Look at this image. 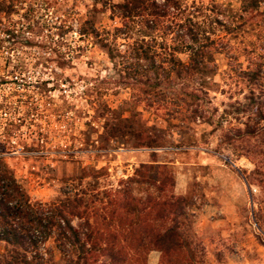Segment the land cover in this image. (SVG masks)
<instances>
[{
	"label": "rangeland",
	"instance_id": "1",
	"mask_svg": "<svg viewBox=\"0 0 264 264\" xmlns=\"http://www.w3.org/2000/svg\"><path fill=\"white\" fill-rule=\"evenodd\" d=\"M121 1L0 0V162L40 203L94 195L98 205L125 185L141 201L172 191L184 199L178 218L189 246L174 264H264V136L253 116L264 108V28L247 22L214 35L231 45L214 53L217 69L206 77L211 119L189 120L132 101L121 84L102 46L121 25L112 13ZM186 1L235 19L241 5ZM116 44L123 49L124 39ZM237 129L242 138L228 140ZM141 164L155 182L137 180ZM161 165L171 175L163 189ZM58 247L53 236L41 244L44 264H74L77 252ZM160 258L151 249L146 264Z\"/></svg>",
	"mask_w": 264,
	"mask_h": 264
},
{
	"label": "trees",
	"instance_id": "2",
	"mask_svg": "<svg viewBox=\"0 0 264 264\" xmlns=\"http://www.w3.org/2000/svg\"><path fill=\"white\" fill-rule=\"evenodd\" d=\"M186 2L115 3L112 13L120 17L121 25L114 27L111 38L104 39L102 46L121 84L131 89L132 101L156 111L167 109L170 115H185L189 120L199 117L210 121L205 117L206 77L216 72L214 53L231 45L228 39L214 35L218 31L234 34L248 23L253 29L264 28V10L260 9L261 0H241L235 19L214 11V7ZM120 37L124 39L123 49L116 44ZM257 74L250 72L249 79H256ZM260 103L264 104V99ZM253 116L264 136V108L256 107ZM254 128L247 124L248 133ZM236 131L226 138L241 139V129ZM141 138L151 136L145 130ZM149 167L141 164L136 169L138 181H156L157 177L148 175ZM158 169L163 189L171 175L164 165ZM92 175L96 177L97 172ZM105 194L104 202L98 205L94 195L66 196L57 204L31 201L0 162V264H44L40 246L51 236L64 253L77 252L74 264H146L151 249L161 251L159 264H174L176 252L189 250L178 218L184 212L182 197L161 191V195H149L141 201L131 194L128 185L123 191ZM74 218L81 220L73 224Z\"/></svg>",
	"mask_w": 264,
	"mask_h": 264
},
{
	"label": "flooded vegetation",
	"instance_id": "3",
	"mask_svg": "<svg viewBox=\"0 0 264 264\" xmlns=\"http://www.w3.org/2000/svg\"><path fill=\"white\" fill-rule=\"evenodd\" d=\"M7 64H10V62H7ZM6 72H7V73H10V74L17 73V71H16L15 69L10 70V71L7 70ZM4 77H5V78H6V77L12 78L10 75H9V76H6V75H5ZM15 78H17V77L15 76ZM2 80H3V79H2ZM1 84H2V83H1Z\"/></svg>",
	"mask_w": 264,
	"mask_h": 264
}]
</instances>
